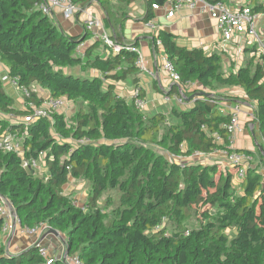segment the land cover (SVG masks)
<instances>
[{"label":"trees","instance_id":"obj_1","mask_svg":"<svg viewBox=\"0 0 264 264\" xmlns=\"http://www.w3.org/2000/svg\"><path fill=\"white\" fill-rule=\"evenodd\" d=\"M71 1L80 9L97 3L106 16L105 28H113L114 3L139 0ZM143 1L146 24L155 18L152 5L162 6L165 0ZM37 2L0 0V63L30 92L26 101L39 105L31 91L40 88L77 106L69 121L57 113L29 121L30 109L15 105L0 78V135L19 131L24 157L35 159L43 153L47 169L41 175L27 172L15 154L0 153V197L13 208L19 227L44 224L55 229L65 238L66 257H76L81 264H264V56L255 55L236 72L225 74L219 54L179 46L173 34L158 30L151 34L154 49L162 48L182 84H195L182 94L196 96L188 108L172 105L148 117L115 87L127 80L137 84L136 43L113 38L121 47L114 50L95 40L78 53L89 35L81 41L65 35L36 9ZM246 4L253 14L264 12L261 0ZM123 18L120 15L119 21ZM99 48L108 51L107 56L100 57ZM255 48L244 51L256 54ZM75 69L80 74L75 75ZM85 71L92 73L89 78L81 75ZM230 88L245 96L220 94ZM202 92L210 96H200ZM173 94L181 96L177 85L167 96ZM138 97L144 98L141 90ZM227 100L253 105L248 123L260 139L254 151L228 149L224 126L229 116L219 107ZM226 149L258 161L247 169L241 194L233 188L235 171L210 163L179 165L163 154L183 158ZM70 180L89 185L82 207L74 204L72 194H65ZM111 191L119 193V204L108 212L110 200L103 208L99 201ZM192 216L197 227L188 229L184 223ZM2 227L0 218V264H44L34 246L7 255Z\"/></svg>","mask_w":264,"mask_h":264},{"label":"crops","instance_id":"obj_2","mask_svg":"<svg viewBox=\"0 0 264 264\" xmlns=\"http://www.w3.org/2000/svg\"><path fill=\"white\" fill-rule=\"evenodd\" d=\"M242 2H245L246 4L248 0H228L225 3L230 10H235L237 3ZM261 2H264V0H261ZM202 8L203 7L200 3H198L193 9L183 7L179 9V11H176L172 18L165 17L163 11L161 10L153 11L155 14L154 22L158 25L159 30H165L173 34L176 37V42L179 46L186 47L188 49H202L206 54L217 53L222 58L223 72L225 74L236 72L247 59L254 57L255 53H249L248 58L246 59V52L244 49L248 48V46L242 49L235 45V43L229 44V51L227 53H221L219 31L217 28V13L210 12L207 9ZM144 10L145 3L143 0L136 1L129 5H118L114 3L113 15L111 18L114 23V27L106 28L112 39L114 38L120 43H136V50L140 53L142 52L141 55L146 69L154 73V78H151L145 73L138 72V81L135 86L129 80H127V82H117V85L119 84L121 86V88H118V94L130 101L132 96L131 90L138 87L144 95L143 99L146 101L144 110L147 112H159L161 110L168 111L173 105L172 102H174L178 107L188 108L191 106L192 102L185 100L183 104H177L173 98L175 96L174 94L171 97L167 96L169 90L175 84L169 80L165 70V56L162 48L158 46L157 50H155L151 43L152 33L146 28V24L142 21ZM87 14L96 16L98 19L102 20V22L106 20L105 13L97 3H90L86 5L85 8L81 9L80 13L74 16V18L66 19L62 12L58 9L53 11L51 18L59 25L61 31L67 36L81 38L82 36L88 34L89 37L81 42L84 45V48H86L89 44L95 41L93 36L86 33L83 28V20L86 18ZM120 15H124V18L119 21ZM102 18H104V20ZM258 27H260V29L264 27V15L259 21ZM78 72V69H75L73 73L78 74ZM4 73H8V69L0 63V77ZM194 87L195 84H193L192 89ZM226 91L229 93L233 91L232 94H226L230 97H238L242 99V97L245 96L238 88L228 89ZM12 94L15 99V105L21 108L22 99L19 95H17V93L14 92ZM165 97H168L169 101L164 99ZM227 101L219 104L220 109L224 112H226L230 106L236 105V103L234 104ZM239 104L244 105L250 103L241 102ZM243 110L244 112L241 116V123L242 125H246L248 123V109L246 110L245 105ZM250 126L251 125L249 124V127ZM244 138H246V134L244 129H242V132L237 136V140L235 141L237 149L243 148L249 151L252 150L249 145H243ZM209 160L210 164L218 165L219 170L223 169V157L220 154H213ZM229 170L232 171L231 169ZM72 183H74V181L70 180L68 185L65 187V194H72V197L75 200L74 203L76 204L79 198L86 199L87 191L84 189V184L76 186L72 185V187H70V184ZM232 184L236 193L241 194V183L233 178ZM76 193H78V195H75ZM85 199L83 200V205ZM50 235L52 234L46 235L44 238L43 236L39 237V242H41L42 246L48 249L51 256H54L55 258L60 257L61 255L63 256L65 252L64 250L62 251V248L64 247L62 242V240H64V236L60 235L61 239L58 240L59 238L55 235H52L53 239H51ZM36 238L29 236L25 232V229H21L19 225H17L12 236L4 245L5 250L11 256L17 255L18 253L27 250Z\"/></svg>","mask_w":264,"mask_h":264},{"label":"built area","instance_id":"obj_3","mask_svg":"<svg viewBox=\"0 0 264 264\" xmlns=\"http://www.w3.org/2000/svg\"><path fill=\"white\" fill-rule=\"evenodd\" d=\"M198 3L202 5V9H207L210 12L217 13V28L219 31L221 53H227L229 51V44L235 43V45L242 49L247 47L249 44H252V46L256 47V57L259 58L264 56V27L261 29L258 27V23L263 17L264 12L253 14L251 8L245 4V2L237 3L236 9L230 10L226 3L223 2L210 4L206 0H165V3L162 6L152 5V9L153 11L161 10L163 11L165 17L172 18L176 11H179V9L183 7L193 9ZM36 9L42 15L50 18L53 11L56 9L60 10L66 19L74 18V16L80 12V7L71 0H38ZM154 19L152 22L146 23L145 25L152 34H155L159 30V27L154 22ZM83 28L86 33L91 34L96 41L99 40L105 46L111 47L114 50L121 48L113 41L108 32L105 31L103 22L97 17L87 14L86 18L83 20ZM83 50L84 45L80 43L77 47V52L82 53ZM136 52L138 54V58L135 65L138 72L145 73L149 77L154 78V73L146 69L141 53L137 50ZM164 63L169 80L178 86L180 94L183 91H190L193 84H182L180 82V77L174 72L171 63L166 58L164 59ZM0 78L6 90H10L12 93H17V95H19L22 99L21 108L30 109L31 113L28 118L29 121H34L39 118L51 119L52 116L56 113L58 114V112L63 109L67 103H70L65 98H51L48 92L43 89L33 88L31 92L36 95L39 101V105H35L28 100L26 101V99L30 98V92L24 87H19L16 79L9 77L8 73H4ZM138 90V88L133 89L131 99L136 108L144 109L146 101L138 97ZM173 98L177 104H183L186 99V97L182 96H174ZM164 99L169 101L168 97H165ZM244 105L246 110L248 109L247 117L250 120L253 118L254 107L251 104ZM244 105L238 103L230 106L226 110V113L229 116V121L224 126V129L229 135L228 149L230 150L236 149L235 141L243 129L241 116L244 112ZM252 129L253 125H251V130ZM215 139L218 143H221V138L218 135H215ZM23 142V135L20 134L19 131L14 133L4 132L0 135V153L15 154L21 160V168L27 172L38 175L46 173L47 169L42 161L44 154L40 153L39 157L35 159H26L24 157ZM215 153L220 154L223 157V169H231L235 171L234 178L240 183L243 181L247 169L250 168L254 162V159L250 156L229 152L227 149L210 154L193 152L192 155L183 158H185L188 163L199 162L201 164H208L210 161L209 159H211V156ZM0 218L3 220L2 234L3 237L5 236V240L3 242H7V240L12 236L15 227L19 225V222L15 213H12L7 202L1 197ZM49 229L50 228L44 224L35 229H25V232L29 236H33L35 238L37 237L30 246L38 247V254L43 259L44 264H53L55 261H58V259L54 258V256H51L48 249L42 246L41 242L38 240L39 235L42 233L46 234ZM59 260L63 261L64 264H81L76 257L64 258L63 255Z\"/></svg>","mask_w":264,"mask_h":264},{"label":"rangeland","instance_id":"obj_4","mask_svg":"<svg viewBox=\"0 0 264 264\" xmlns=\"http://www.w3.org/2000/svg\"><path fill=\"white\" fill-rule=\"evenodd\" d=\"M80 11H81V9H80ZM80 13V12H79ZM77 15V14H76ZM96 17V16H95ZM103 20H104V18H102ZM102 21V20H101ZM103 25H104V29H105V31L107 32L108 30L105 28V24H104V22H103ZM252 47V44H249L248 45V48H251ZM98 53L100 54V57H105V56H107V53H108V51H103L102 50V48H99V50H98ZM142 53V52H141ZM248 54L249 53H246L245 54V58L247 59L248 58ZM78 74H80V73H78ZM91 73H90V71H85V73H81V75L82 76H84V77H90L89 75H90ZM75 75H77V74H75ZM146 78V77H145ZM116 86V89H117V91H118V88H121V86L118 84L117 85V83L115 84ZM230 89H233V88H230ZM226 90H228V89H226ZM226 90H223V91H221L220 92V94L221 95H226V94H228L229 92L228 91H226ZM132 92H133V90H131ZM6 92L8 93V94H10L11 96H13V94L11 93V92H9L8 90H6ZM241 92H243L242 90H241ZM233 93V91L232 92H230L229 94H232ZM243 95H244V92H243ZM172 104L173 105H175V103L174 102H172ZM76 104H73V103H67L64 107H63V109H61L59 112H58V114H63L64 116H65V118L69 121V119L71 118V116H73L74 114H75V111H76ZM161 111H163V110H161ZM143 112L145 113V115H147L148 117H151L153 114H156L157 112H147L146 110H143ZM160 112V111H159ZM25 118L26 117H21V118H19V119H21V120H25ZM249 124L250 123H247L246 124V126L245 127H243V129H244V131H245V134H246V138H244V143H243V145H249V147H250V149H252V150H250V151H254V142L255 141H260V139H259V134H258V132H255V134L254 133H252V132H250L251 131V126L249 127ZM250 130V131H249ZM253 130V129H252ZM257 131V130H256ZM235 148L237 149V147H236V145H235ZM240 149H243V148H240ZM164 154V156L165 157H167V159H169L170 161L171 160H173V161H176L178 164H180V165H183V164H186V163H188V162H186L187 160L185 159V158H182V157H169V156H167L165 153H163ZM254 159V161H255V163H258V161H257V159H256V157H254L253 158ZM219 169V168H218ZM260 169H261V167H260ZM262 170V169H261ZM72 185H79L78 183H76V182H74V183H72V184H70V187H72ZM84 186H85V190L88 192V190H89V185L88 184H86V183H84ZM237 187V186H236ZM235 187V188H236ZM75 195H78V193H76ZM78 197V196H77ZM75 199H77V198H75ZM85 199V198H84ZM84 199H78L77 200V203L75 204L77 207H82L83 206V200ZM106 199H109L110 200V204L109 205H107V208H106V210L109 212V211H111V210H113V209H115V208H117L118 207V204H119V193L117 192V191H111V192H105L104 194H103V196L101 197V199H100V201H99V205L100 206H102V208L105 206L104 205V201L106 200ZM184 225L188 228V229H192V228H195V227H197V222L194 220V217L192 216L191 218H188L186 221H185V223H184ZM227 232L229 233V232H231L230 230H227ZM231 233H233V234H235V232L234 231H232ZM43 235H45V234H41V235H39V237H41V236H43ZM49 235V234H48ZM51 237V239H53V236L52 235H50ZM231 236V235H230ZM57 239V238H56ZM5 240V236L4 237H2V241H4ZM58 240H60V238L58 239ZM58 242V241H57ZM62 242H63V248H62V251L64 250L65 251V249H66V243H65V238H64V240H62ZM4 243V245H5V243L6 242H3ZM61 257H62V255L60 256V257H56V259H61ZM55 258V257H54Z\"/></svg>","mask_w":264,"mask_h":264},{"label":"water","instance_id":"obj_5","mask_svg":"<svg viewBox=\"0 0 264 264\" xmlns=\"http://www.w3.org/2000/svg\"><path fill=\"white\" fill-rule=\"evenodd\" d=\"M82 39L80 38V40L79 41H81ZM182 97H185L184 96V94H180ZM200 96H203V97H208V96H210L209 94H206V93H200L199 94ZM196 95L194 94V95H191L190 97H188L187 98V100L188 101H191L194 97H195ZM4 199V198H3ZM6 202H7V200L6 199H4ZM7 204H8V207L10 208V210L12 211V213H15L14 212V210H13V208L11 207V205L7 202ZM48 234H52V235H55L56 237H58V238H60L61 239V236H60V234L55 230V229H49L48 231H47V233L45 234V235H43V238L46 236V235H48ZM6 254L7 255H9L7 252H6ZM9 256H11V255H9ZM67 256V249H65V252H64V258Z\"/></svg>","mask_w":264,"mask_h":264}]
</instances>
